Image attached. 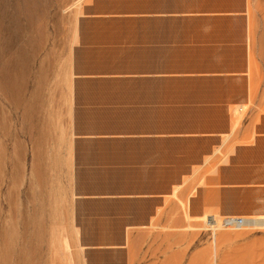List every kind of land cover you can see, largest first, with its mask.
<instances>
[{
	"label": "crops",
	"instance_id": "1",
	"mask_svg": "<svg viewBox=\"0 0 264 264\" xmlns=\"http://www.w3.org/2000/svg\"><path fill=\"white\" fill-rule=\"evenodd\" d=\"M69 48L57 158L89 263L264 207V0H90Z\"/></svg>",
	"mask_w": 264,
	"mask_h": 264
},
{
	"label": "rangeland",
	"instance_id": "2",
	"mask_svg": "<svg viewBox=\"0 0 264 264\" xmlns=\"http://www.w3.org/2000/svg\"><path fill=\"white\" fill-rule=\"evenodd\" d=\"M89 2L0 0V264H91L66 222L57 158L60 74ZM184 220L152 226L128 264H264V207Z\"/></svg>",
	"mask_w": 264,
	"mask_h": 264
},
{
	"label": "bare ground",
	"instance_id": "3",
	"mask_svg": "<svg viewBox=\"0 0 264 264\" xmlns=\"http://www.w3.org/2000/svg\"><path fill=\"white\" fill-rule=\"evenodd\" d=\"M225 224H226L227 226L236 225V226H238V227H243V226L245 225V224H244V221H243L242 219L236 220V221H234V223H233V221H231V220H226V221H225Z\"/></svg>",
	"mask_w": 264,
	"mask_h": 264
}]
</instances>
